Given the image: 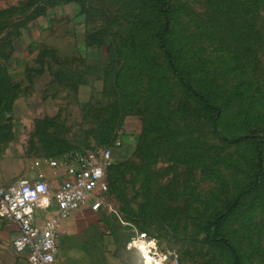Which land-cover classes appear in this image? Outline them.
I'll return each mask as SVG.
<instances>
[{"label":"rangeland","instance_id":"1","mask_svg":"<svg viewBox=\"0 0 264 264\" xmlns=\"http://www.w3.org/2000/svg\"><path fill=\"white\" fill-rule=\"evenodd\" d=\"M147 1L77 0L111 43L104 65L37 47L18 75L0 70V157L38 168L134 121L100 233L76 241L136 229L179 264H264V0ZM23 12L0 15L7 38Z\"/></svg>","mask_w":264,"mask_h":264},{"label":"crops","instance_id":"2","mask_svg":"<svg viewBox=\"0 0 264 264\" xmlns=\"http://www.w3.org/2000/svg\"><path fill=\"white\" fill-rule=\"evenodd\" d=\"M7 10L24 12L21 25L13 30L9 38L0 21V69L5 68L9 73L18 75L36 57L39 52L37 47L66 51L82 56L92 65H104L107 48L88 41L84 9L76 0H0V15ZM123 128L121 145L112 148L114 163L122 160L137 140L134 121H125ZM33 164L34 159L22 154L0 157V185L18 177L35 178L40 174L52 192L65 178L63 168H52L47 164L31 168ZM55 210L54 202L48 208H36L35 224L41 225L43 219ZM97 220V212L85 204L59 223L56 242L60 263L141 264L139 253L125 247L136 229L130 230L125 240L120 238V233L114 232L105 235L103 241H76L98 235L101 228L93 225ZM18 232L19 226L14 220L0 217V264H27V250L16 252L12 247V240Z\"/></svg>","mask_w":264,"mask_h":264},{"label":"built area","instance_id":"3","mask_svg":"<svg viewBox=\"0 0 264 264\" xmlns=\"http://www.w3.org/2000/svg\"><path fill=\"white\" fill-rule=\"evenodd\" d=\"M120 145L121 141L115 140L112 146L73 150L62 158H50V167L65 171V178L52 192L40 174L0 185V217L18 224L12 247L16 252L27 250V264H61L57 256V227L82 205L88 204L93 211L101 208L108 190L107 172L114 164L112 148ZM52 202L55 212L36 225L35 209L48 208ZM125 247L139 253L141 264H179L176 251L162 249L158 240L145 232L135 230Z\"/></svg>","mask_w":264,"mask_h":264},{"label":"trees","instance_id":"4","mask_svg":"<svg viewBox=\"0 0 264 264\" xmlns=\"http://www.w3.org/2000/svg\"><path fill=\"white\" fill-rule=\"evenodd\" d=\"M77 1V0H76ZM148 1H150V0H148ZM147 1V2H148ZM154 1H158V2H161L162 3V1H160V0H153V2ZM81 7H82V9H84L83 10V12H84V15H85V17H86V28H87V31H88V35H87V39H88V41L90 42V44H94V45H97V46H102V45H105L106 46V61H108V58H110L111 57V43L110 42H108L105 38V35L103 34V36L101 37V35H97V34H95V32L94 31H92V29H91V25H90V18H89V15H90V9L88 8V7H84L83 5H81ZM111 42H113V40L111 39ZM114 43V42H113ZM1 70V69H0ZM139 138V137H138ZM113 145V142L111 141L109 144H107L106 146H112ZM115 164V163H114ZM113 164V165H114ZM112 165V166H113ZM111 166V167H112ZM111 167H110V169H111ZM109 169V170H110ZM108 173V172H107Z\"/></svg>","mask_w":264,"mask_h":264},{"label":"bare ground","instance_id":"5","mask_svg":"<svg viewBox=\"0 0 264 264\" xmlns=\"http://www.w3.org/2000/svg\"><path fill=\"white\" fill-rule=\"evenodd\" d=\"M143 244V243H142ZM141 259V258H140Z\"/></svg>","mask_w":264,"mask_h":264}]
</instances>
